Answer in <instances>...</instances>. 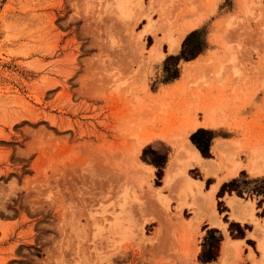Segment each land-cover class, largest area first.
Instances as JSON below:
<instances>
[{"label": "rangeland", "instance_id": "rangeland-1", "mask_svg": "<svg viewBox=\"0 0 264 264\" xmlns=\"http://www.w3.org/2000/svg\"><path fill=\"white\" fill-rule=\"evenodd\" d=\"M196 1L0 0V264L216 259L218 229L190 234L181 221L202 193H182L178 177L162 187L172 152L164 137L190 115L201 121L200 104L224 123L206 128L239 146L238 182L219 195L235 194L252 208L229 221L237 219L226 218L216 193L219 218L229 221L222 231L233 238L259 227L264 236L260 196L243 182L264 184V168L251 176L244 152L255 147L264 156V0ZM191 22L197 25L185 31ZM149 23L153 31L141 35ZM199 25L182 49L186 56L207 50L185 61L168 55L169 39L181 42ZM157 40L162 57L151 52ZM143 137L150 141L134 159ZM209 157L226 168L221 155ZM150 160L159 166L144 180L140 161ZM202 171L187 174L204 179ZM240 243L228 251L229 264H264L251 233Z\"/></svg>", "mask_w": 264, "mask_h": 264}, {"label": "bare ground", "instance_id": "bare-ground-1", "mask_svg": "<svg viewBox=\"0 0 264 264\" xmlns=\"http://www.w3.org/2000/svg\"><path fill=\"white\" fill-rule=\"evenodd\" d=\"M196 25H197V22H191L187 24L186 26L187 29L186 28H183V29H185V31H189L191 28H193ZM152 31H153V26L151 23H149L143 29H141L140 34L142 35L145 33H151ZM179 36H182V34ZM160 44L161 43L157 40L156 45L151 47V52L157 57H162L160 46H159ZM168 44H169V52L173 53L177 51L180 42L175 39L174 40L169 39ZM219 69L220 68L218 66H215L213 74L216 75L219 72ZM209 107L201 105V104L197 107V110H202L205 113L201 121H199L195 116L190 115V119L184 122L178 130L176 129L173 131L172 134L165 135L164 140L168 141L170 146H172V152L165 166L166 174L164 177V184L162 186L163 188L169 189L172 185V182L175 180L176 177H178L180 179L179 187L182 193H187V194L193 193V195L202 193L200 191L201 190L200 183L187 174V169L190 167L199 166L201 169L205 171L206 174H209L210 172H214L221 168V165L218 164V162H213L211 160L210 161L205 160L202 157L198 148L188 139V135L191 132L195 131L199 125L210 127V128H218L224 125L223 121L220 118H217L215 116L214 108L209 109ZM149 141H150V138L148 137L136 139L135 145L132 148V154H133L134 159L136 158L139 150ZM238 148L239 146H237L236 141H234L233 139L229 141L215 139L213 142L212 149L214 153L217 156L221 155L223 157V161L225 162L226 168H224V172H225L224 178L226 179H230L236 176V174L238 173V171H240L242 167V163L238 159V151H239ZM244 152L250 157L249 163L247 164V167H246L250 175L256 176V175L261 174L264 168L263 167L264 166V156L261 150H256L255 147L245 148ZM136 162L140 164L139 161H136ZM143 166L145 165H142V167H140L138 174L141 175L142 179L147 180V177L150 175L152 171V167L150 166L143 167ZM145 173H146V176H145ZM162 187L153 189V195L155 196V198L161 197ZM213 190H214V187H212V189L210 190V193L213 192ZM201 198L202 200L200 201L202 202L203 205L205 204L206 207H211L213 205V199L209 195H203V196L201 195L199 199ZM234 200H237V202L233 203L230 201L231 202L230 204L233 208L231 217L237 218L239 215H237L236 211L239 206L240 207L242 206V204L238 205V202H240L239 201L240 199L238 197L237 199H234ZM212 209H213V206H212ZM209 219H210L211 224L218 225L221 228H223L224 224L222 223L221 220L217 219L215 211H213V215ZM181 221L184 223L185 229H188V231L190 230L189 231L190 233L191 231H193V229L197 228L199 219L195 217L189 220L181 219ZM224 230L225 229H223V231ZM185 231L187 232V230ZM251 235L257 239L258 249L261 252L262 258H264V236L261 232V228L257 227L255 231L252 232ZM229 246L233 247V251H238L239 249L238 243L236 242L229 243L228 241L225 242L223 245V256L221 258L224 264H229L228 260L226 259ZM250 256H252L251 253H250Z\"/></svg>", "mask_w": 264, "mask_h": 264}, {"label": "crops", "instance_id": "crops-1", "mask_svg": "<svg viewBox=\"0 0 264 264\" xmlns=\"http://www.w3.org/2000/svg\"><path fill=\"white\" fill-rule=\"evenodd\" d=\"M224 0H220L219 2H218V5H220L222 2H223ZM196 2H209V0H197ZM234 2L236 3V2H239L238 0H234ZM245 2H258L257 0H245ZM262 2V4H263V6H264V1H261ZM201 25V24H200ZM200 25L197 27V28H195V29H193V30H191L190 32H188L186 35H185V37L181 40V42H180V44H179V47H178V49H177V51L176 52H174V53H171V54H168V55H177V54H179V53H182V54H184V51H183V49H182V43H183V41L187 38V36L189 35V33H191L192 31H194V30H197V29H199V27H200ZM206 37V36H205ZM204 39V41L207 43V41L205 40V38H203ZM206 46V45H205ZM202 47V49H199L198 51H196V53H194L193 55H190V56H186L185 54H184V57L182 56V58L181 57H178L177 59L178 60H183V61H185V60H189V59H191V58H193L195 55H197L198 53H201V52H203L204 50H207L206 49V47ZM181 51V52H180ZM177 53V54H176ZM184 58V59H183ZM200 121V120H199ZM198 127H203V128H198V129H196L195 131H193V132H191L190 134H194V136L196 137V139H201V140H203L202 141V146H203V150H204V155L205 156H208L210 153L211 154H214V152H213V149H212V146H213V144H212V141H213V139L215 138V139H221V140H224L223 138L224 137H222V136H220L218 133H217V131H214V130H210V129H207L205 126H202V125H199ZM199 131V132H196V131ZM221 130H223V131H226L225 129H221ZM216 134H218V135H216ZM214 136V137H213ZM213 137V138H212ZM216 137H221V138H216ZM211 138H212V141H211V144L212 145H210V148H209V144H210V140H211ZM206 139H208V144H207V146H205V144H204V140H206ZM214 139V140H215ZM190 141V140H189ZM191 142V141H190ZM214 142V141H213ZM141 150V149H140ZM140 150H139V152H140ZM138 152V153H139ZM202 155V154H201ZM202 157L205 159V160H207V161H213V162H216V159H214L213 157H204L203 155H202ZM169 160V159H168ZM168 162V161H167ZM140 163H141V165H145V166H150V167H152V171H153V165L152 164H149V163H146V162H142V161H140ZM145 166H143V167H145ZM219 170V171H218ZM218 170H216V171H214V172H210L209 174H206L204 171H202V173L204 174V179H195L197 182H199L200 183V188H201V192H202V196L203 195H209L212 199H213V209H212V206L211 207H206V205L204 204H202V202L200 201L199 202V205H198V208H197V210L194 212V214L191 216V218H189V219H192V218H195V217H197L198 219H199V221H198V226H199V229H200V231H201V233H205V230L207 231V230H209V229H213V230H216V229H218V230H216V233L218 234V235H220V239H219V247H218V252H217V255H215V258L216 259H210L211 261H206L205 263H207V262H210V263H208V264H211V263H213V264H218V258H219V256H220V262H221V258H222V256H223V245H224V243L225 242H229V243H238V245H239V242H241L240 243V245L241 246H245L247 243H246V239H248V236H249V233H251L252 234V232H250L248 229H246V231L241 235V236H238V237H233V238H227V237H225V234L223 233V231H222V228L220 227V226H218V225H213V224H210L209 223V221H210V217L213 215V211H215L216 212V217H217V219H219V220H221L222 221V223L224 224V226H223V228H225L226 229V226H227V223L229 222V221H236V222H238V219H244L245 217H246V215H252V213H251V207H248V206H239L238 207V209H237V211H236V213H237V215H239L237 218H235V219H237V220H234V219H229L228 217L229 216H227V215H229L230 214V217H231V213H232V210H233V208H232V206H231V202H233V203H235V202H237V200H234V199H237V196L235 195V194H231V193H226L225 194V196L224 195H221L220 197H217L218 199H222V201H223V203H224V205H225V210H224V213H226V218H228V222L227 221H224V220H222V217H220L219 218V214H218V212H217V209H216V205H215V202H216V193H217V191L219 190V187H220V185L223 183V182H226L227 180H230V179H226V178H224V175H225V172H224V169H218ZM222 170V172H220ZM216 172V173H215ZM240 171H238V173H239ZM237 173V174H238ZM236 174V175H237ZM234 177H237V176H234ZM233 177V178H234ZM208 186V187H207ZM212 187H214V190H213V192H211L210 193V190L212 189ZM209 193V194H208ZM201 200H202V198H201ZM226 201V202H225ZM231 201V202H230ZM242 203H244V204H246L247 203V201L246 202H238V205H241ZM243 205V204H242ZM250 205V204H249ZM189 219H185V220H189ZM209 220V221H208ZM201 221V222H200ZM199 222H200V224H199ZM202 228V229H201ZM248 232V233H247ZM247 234H248V236H247ZM232 241V242H231ZM234 241V242H233ZM220 247H221V255H220ZM239 247V246H238ZM228 251H230V253L233 255L234 254V251H233V247L232 246H229V250ZM250 251L252 252V254H253V251L250 249ZM250 251H249V253H250ZM248 253V254H249Z\"/></svg>", "mask_w": 264, "mask_h": 264}, {"label": "trees", "instance_id": "trees-1", "mask_svg": "<svg viewBox=\"0 0 264 264\" xmlns=\"http://www.w3.org/2000/svg\"><path fill=\"white\" fill-rule=\"evenodd\" d=\"M171 78H177V76L175 74L171 75ZM196 132H199L198 130ZM190 141H192V143L198 148V150L200 151V153L204 156V157H209L204 155V150H203V146H202V141L200 138L196 139V137L194 136V134H190L189 136ZM204 144L205 146H207L208 144V139L204 140ZM150 164L158 167L159 165H157L155 162L153 161H149ZM261 180L259 178H254V179H250V181H246L244 180L243 182H253V187L249 190L250 193H253L257 196H260V198H258L257 200V206H259L260 204L263 205L264 208V184H261L260 182ZM238 182V178L234 177L231 178L230 180L223 182L220 187L219 190L217 192V197H219V192H222L224 190L230 192V191H234V188L232 186H235V184ZM237 194H241L240 191H235ZM238 234H241V231L238 232Z\"/></svg>", "mask_w": 264, "mask_h": 264}]
</instances>
